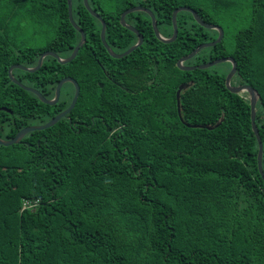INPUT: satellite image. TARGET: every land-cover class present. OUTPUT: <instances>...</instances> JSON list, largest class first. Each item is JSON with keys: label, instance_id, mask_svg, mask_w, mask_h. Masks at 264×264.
<instances>
[{"label": "trees", "instance_id": "trees-1", "mask_svg": "<svg viewBox=\"0 0 264 264\" xmlns=\"http://www.w3.org/2000/svg\"><path fill=\"white\" fill-rule=\"evenodd\" d=\"M89 4L107 24V44L123 50L137 42L120 22L133 7L151 10L166 38L173 35V12L184 6L222 27L223 41L185 66L233 58L236 79L260 96L256 123L264 145V0ZM244 18L247 25L232 30ZM73 19L87 40L71 63L49 56L35 73H13L48 100L66 77L81 93L55 126L0 146V264H264V179L250 100L227 89L229 63L227 71L177 66L219 33L184 11L177 39L166 44L147 13L129 14L126 23L144 44L125 59L143 66L154 85L138 94L112 92L104 121H93V42L100 60L109 55L102 24L83 0H73ZM80 40L68 0H0V138L48 123L73 97L67 83L56 105L44 104L10 80L9 68H34L45 52L69 58ZM185 83L180 117L176 93Z\"/></svg>", "mask_w": 264, "mask_h": 264}, {"label": "water", "instance_id": "water-1", "mask_svg": "<svg viewBox=\"0 0 264 264\" xmlns=\"http://www.w3.org/2000/svg\"><path fill=\"white\" fill-rule=\"evenodd\" d=\"M84 5L86 7V9L90 12V14L92 16H94L95 18H97L101 24H102V29H101V40L103 45L105 46V48L107 49L108 53L115 57V58H124L126 56H129L130 54H132L134 51H136L139 47L142 46L143 42H144V37L143 35L133 26L129 25L126 23V17L129 14L135 13V12H145L147 13L151 20H152V26H153V30L155 33L156 38L166 44L169 43H173L177 37H178V24H177V16L179 13L181 12H190L191 14H193L195 20L197 21L198 24H200L202 27L209 29V30H215L219 33L218 38L214 41V42H209V43H204L201 44L200 46H198L191 54H189L188 56H184L183 58H181L178 63L177 66L180 70L182 71H186V72H192L195 71L197 69L199 70H206V69H210L213 68L214 66H218L220 64H224V63H231L232 64V68L231 71L229 72V74L226 77V87L227 89L233 93V94H242V93H247L249 95V100H250V106H251V121H252V129L256 135L257 141H258V146H259V152H258V167L260 170V173L264 179V172H263V168H262V161H263V153H264V145H263V141L262 138L260 136L259 133V129L256 123V115H257V104L260 100V96L258 94V92L252 88L249 85H240V86H233L231 84L233 78L235 77V75L237 74V63L236 61L231 58V57H227V58H222V59H217L214 60L212 62L206 63V64H201V65H197V66H185V62L193 59L195 56H197L203 49L206 48H211V47H215L216 45L220 44L223 39H224V30L222 27L218 26V25H214V24H207L205 23L200 16L198 15V13L189 8V7H179L177 8L172 15V23H173V35L171 38H166L164 37L159 29H158V23L156 20L155 15L153 14V12L149 9H146L144 7H133L130 8L128 10H126L125 12L122 13L121 18H120V22L121 25L130 30L131 32L135 33L138 37V42L137 44H135L134 46H132L129 50H127L125 53L121 54V55H117L113 52V50L110 48V46L107 44L106 42V29H107V24L106 22L101 18V16L95 12L89 5V1L88 0H84ZM68 13H69V19L70 22L72 23V25L74 26V28L80 33L81 35V40L79 42V44L76 46V48L73 50L71 56L69 58L63 59L61 57H59L57 54L53 53V52H45L43 53L39 60H38V64L36 65V67L34 68H28V67H23L20 65H13L9 68L8 74H9V78L10 80L18 85L20 88H22L25 91L31 92L33 94H35L40 100L41 102H43L44 104L50 105V106H54L56 105L59 100H60V96H61V90L63 88V86L67 83H71L75 86V95L73 97V100L70 104V106L63 112H61L60 114L56 115L54 118H52L48 123L43 124V125H39V126H29L26 127L24 129H22L14 138H12L11 140H4L2 138H0V146H5V147H9L15 144H18L22 141V139L28 135L31 132H35V131H43L46 129H49L53 126H55L60 120H62L63 118L67 117L68 114L71 113V111L75 108L78 99L80 97V86L77 83V81L71 77H66L64 79H62L56 86V90H55V97L52 100H48L46 99L42 93L34 88H30L27 87L25 85H23L20 81H18L14 75L13 72L15 69H20L29 73H35L37 71L40 70V68L42 67L44 60L51 56L53 58H55L60 64L62 65H66L71 63L78 55L80 49L84 46L86 40H87V36L86 33L84 32L83 29H81L74 21L73 19V0H68ZM190 85L189 84H182L177 93H176V98H177V107H178V113L179 116L181 117V102H180V96L183 90L187 89ZM4 111L10 112L8 109H3ZM220 124V123H219ZM219 124H217L215 127H218ZM188 127H195V128H207V129H213V127L210 126H203V125H190V124H186Z\"/></svg>", "mask_w": 264, "mask_h": 264}, {"label": "flooded vegetation", "instance_id": "flooded-vegetation-1", "mask_svg": "<svg viewBox=\"0 0 264 264\" xmlns=\"http://www.w3.org/2000/svg\"><path fill=\"white\" fill-rule=\"evenodd\" d=\"M137 42L135 44H137ZM94 47L95 42H93V121H96L98 119L104 121V114L107 112L106 106L111 100V94H113L112 92L138 94L140 92H143L146 86L154 85V80L150 79V76L145 75V68H143V66L131 65L130 62L125 59L127 56L121 59L115 58L108 53L106 48L105 49L109 56L103 55V58L100 60L97 57ZM110 48L117 55H121L127 51L121 49L119 45H116L115 47L110 46ZM233 80H235V83L237 84L236 86L244 85L239 83V81L236 79V75ZM75 91V86L73 85V97L75 95ZM247 96L249 99L248 94Z\"/></svg>", "mask_w": 264, "mask_h": 264}, {"label": "rangeland", "instance_id": "rangeland-1", "mask_svg": "<svg viewBox=\"0 0 264 264\" xmlns=\"http://www.w3.org/2000/svg\"><path fill=\"white\" fill-rule=\"evenodd\" d=\"M248 13V12H247ZM246 18H244L243 20H241L240 22H238V23H235L233 26L231 25V28H232V30L233 29H239V28H242V27H244V26H246L247 25V21L245 20ZM28 43L26 44V45H30L31 43V45H35L36 43L35 42H32V41H27ZM38 43V42H37ZM215 67V66H214ZM216 68V70L217 71H219V70H229L230 69V65L229 64H227V63H224V64H220V65H218V66H216L215 67ZM234 79V78H233ZM231 84L233 85V86H236L237 84L235 83V80H232V82H231ZM242 94H244V95H246L247 96V93H242Z\"/></svg>", "mask_w": 264, "mask_h": 264}, {"label": "built area", "instance_id": "built-area-1", "mask_svg": "<svg viewBox=\"0 0 264 264\" xmlns=\"http://www.w3.org/2000/svg\"><path fill=\"white\" fill-rule=\"evenodd\" d=\"M27 205L25 204V207H26ZM31 207V206H30Z\"/></svg>", "mask_w": 264, "mask_h": 264}]
</instances>
